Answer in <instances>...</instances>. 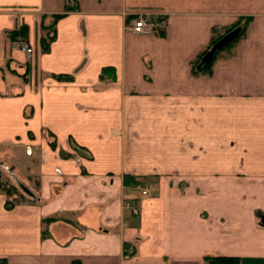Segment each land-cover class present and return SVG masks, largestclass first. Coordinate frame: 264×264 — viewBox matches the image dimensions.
Wrapping results in <instances>:
<instances>
[{
    "label": "crops",
    "instance_id": "obj_1",
    "mask_svg": "<svg viewBox=\"0 0 264 264\" xmlns=\"http://www.w3.org/2000/svg\"><path fill=\"white\" fill-rule=\"evenodd\" d=\"M247 18L193 73L212 30ZM0 147L38 161L32 203L0 193L6 264H264V0H0Z\"/></svg>",
    "mask_w": 264,
    "mask_h": 264
},
{
    "label": "trees",
    "instance_id": "obj_2",
    "mask_svg": "<svg viewBox=\"0 0 264 264\" xmlns=\"http://www.w3.org/2000/svg\"><path fill=\"white\" fill-rule=\"evenodd\" d=\"M77 9L76 5H66L65 9H64V13H68V12H72L75 11ZM62 17V15H53L51 17H49L48 21L46 22V17H42L41 23H40V30H41V38H40V47L42 52H47L49 50V46L50 43L53 41L54 37H55V24L57 22V20ZM250 19H244V20H240L238 21V23L225 31L223 36H216V29L212 30V40L208 46V48L202 53L200 54V56L197 58V60L193 63V67H192V71L195 74H206L209 75L211 74V68L212 65L215 61L216 56L221 52L224 51L225 49H228L234 42H236L239 38H241L245 31L246 28L248 26ZM234 30H239V33L237 35V37L231 42L229 43L226 47L222 48L221 50H218L216 52H214V54L212 55L211 59L205 63L204 65H202L201 67H199V63L202 60V58L211 50V48L220 40L222 39L225 35H227L228 33L234 31ZM8 38L11 41H15L17 38H20L21 40L25 41V29L21 28L17 31H13L12 33L8 34ZM112 69L111 68H104L102 70L101 73V77H107L110 73H112ZM141 182L139 181V179L133 178L131 176H125L124 177V185L126 187H134L136 185H140ZM0 193L4 194L7 199L5 201L4 207L6 210H11L12 208H14L15 206L21 204L24 200L23 196H20L17 194L16 190L14 187H6L3 184H0ZM55 219L53 218H48L45 219L43 222L44 223H49L51 221H54ZM43 237H45L43 235ZM130 246L127 244H124L123 246V254L125 257H130L132 255H134V251H129ZM204 260L208 263L211 264H241V260L239 258L236 257H224V256H206L204 258ZM0 264H6L5 260H0ZM72 264H77V262H74Z\"/></svg>",
    "mask_w": 264,
    "mask_h": 264
},
{
    "label": "rangeland",
    "instance_id": "obj_3",
    "mask_svg": "<svg viewBox=\"0 0 264 264\" xmlns=\"http://www.w3.org/2000/svg\"><path fill=\"white\" fill-rule=\"evenodd\" d=\"M37 165L38 161L35 153L27 155L25 151L20 149L0 147V184L6 187H14L17 194L23 196V201L32 203L33 200L30 195L35 193L34 184L37 178ZM134 187L133 190H139L140 193L148 188L142 184Z\"/></svg>",
    "mask_w": 264,
    "mask_h": 264
},
{
    "label": "built area",
    "instance_id": "obj_4",
    "mask_svg": "<svg viewBox=\"0 0 264 264\" xmlns=\"http://www.w3.org/2000/svg\"><path fill=\"white\" fill-rule=\"evenodd\" d=\"M152 22L148 17H138L133 26L130 28V31L133 34H149L152 31ZM11 41V40H10ZM14 49L20 50L23 54H25L28 58L32 54V49L27 45V43L20 38H17L15 41L10 42ZM147 192L145 190L141 191V195L145 196ZM134 213H137L135 209H133Z\"/></svg>",
    "mask_w": 264,
    "mask_h": 264
},
{
    "label": "water",
    "instance_id": "obj_5",
    "mask_svg": "<svg viewBox=\"0 0 264 264\" xmlns=\"http://www.w3.org/2000/svg\"><path fill=\"white\" fill-rule=\"evenodd\" d=\"M239 30H234L227 35H225L222 39H220L212 48L211 50L202 58V60L199 63V67L207 63L214 52L221 50L222 48L226 47L229 43H231L238 35Z\"/></svg>",
    "mask_w": 264,
    "mask_h": 264
}]
</instances>
